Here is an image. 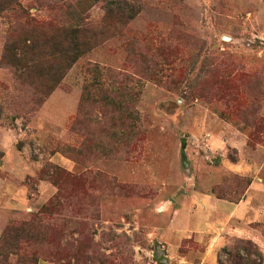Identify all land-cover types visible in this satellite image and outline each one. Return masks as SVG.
<instances>
[{
  "label": "rangeland",
  "instance_id": "obj_1",
  "mask_svg": "<svg viewBox=\"0 0 264 264\" xmlns=\"http://www.w3.org/2000/svg\"><path fill=\"white\" fill-rule=\"evenodd\" d=\"M68 24L93 47L66 70L49 41ZM241 162L256 173L239 174ZM0 178V238L35 217L48 226L37 264H175L162 228L179 207L199 210L205 191L237 202L264 181V0L5 9ZM12 187L22 196L9 200ZM180 250L203 247L192 238ZM222 254L225 264L264 263L250 240L228 237Z\"/></svg>",
  "mask_w": 264,
  "mask_h": 264
},
{
  "label": "crops",
  "instance_id": "obj_2",
  "mask_svg": "<svg viewBox=\"0 0 264 264\" xmlns=\"http://www.w3.org/2000/svg\"><path fill=\"white\" fill-rule=\"evenodd\" d=\"M11 152L7 151L8 163H12ZM239 165L237 171L241 175L256 173V165L243 166L248 165L247 162ZM5 185L0 178V192ZM23 193L24 189L12 187L7 196L12 200L13 194L20 197ZM200 197L199 210L179 207L170 226L162 228V237L170 246L175 264H225L227 260L222 249L228 245V237L253 241L264 253V181L253 180L245 198L239 202L219 198L207 191ZM192 238L202 245L203 251L200 254L181 253L183 242Z\"/></svg>",
  "mask_w": 264,
  "mask_h": 264
},
{
  "label": "trees",
  "instance_id": "obj_3",
  "mask_svg": "<svg viewBox=\"0 0 264 264\" xmlns=\"http://www.w3.org/2000/svg\"><path fill=\"white\" fill-rule=\"evenodd\" d=\"M20 0H0V13L5 9H8L19 3ZM126 15L125 12H119ZM127 13L130 14V18L136 15V9L131 8ZM32 22L28 20V25H32ZM61 34L58 33L62 40H50L54 46V50L62 53L66 62V70L71 67L73 62L77 60L80 55L89 52L93 45L88 40L85 41L86 29L81 30V26L76 24H68L62 26ZM84 33V35H82ZM84 37V39H83ZM46 43V42H44ZM30 51V50H29ZM32 53V49L29 54ZM47 84H41V87H46ZM77 180V179H74ZM77 183H80L77 180ZM223 198L222 196H218ZM225 199V198H224ZM238 200L237 202L241 201ZM55 206H58L55 204ZM49 207V206H48ZM47 207V208H48ZM46 208V209H47ZM44 209L43 212L47 213L48 210ZM48 231V226L40 218H32L29 221H23L20 223H13L9 225L3 236L0 238V264H10L12 256L17 257L16 264H37L38 258L36 257L35 245L42 240L44 232ZM47 236V235H46ZM49 238V236H47ZM47 238V239H48ZM49 242L51 241L48 239Z\"/></svg>",
  "mask_w": 264,
  "mask_h": 264
},
{
  "label": "water",
  "instance_id": "obj_4",
  "mask_svg": "<svg viewBox=\"0 0 264 264\" xmlns=\"http://www.w3.org/2000/svg\"><path fill=\"white\" fill-rule=\"evenodd\" d=\"M227 40H230V38H226Z\"/></svg>",
  "mask_w": 264,
  "mask_h": 264
}]
</instances>
